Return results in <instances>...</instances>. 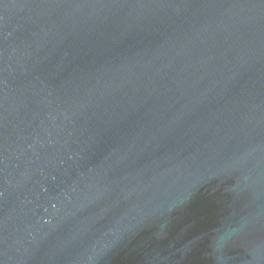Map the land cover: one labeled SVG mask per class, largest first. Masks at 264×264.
Instances as JSON below:
<instances>
[{"label": "water", "instance_id": "obj_1", "mask_svg": "<svg viewBox=\"0 0 264 264\" xmlns=\"http://www.w3.org/2000/svg\"><path fill=\"white\" fill-rule=\"evenodd\" d=\"M0 264H264V0H0Z\"/></svg>", "mask_w": 264, "mask_h": 264}]
</instances>
